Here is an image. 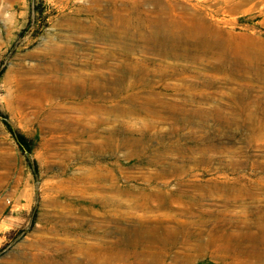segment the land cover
I'll list each match as a JSON object with an SVG mask.
<instances>
[{
    "label": "rangeland",
    "instance_id": "obj_1",
    "mask_svg": "<svg viewBox=\"0 0 264 264\" xmlns=\"http://www.w3.org/2000/svg\"><path fill=\"white\" fill-rule=\"evenodd\" d=\"M0 264H264V0H0Z\"/></svg>",
    "mask_w": 264,
    "mask_h": 264
},
{
    "label": "trees",
    "instance_id": "obj_2",
    "mask_svg": "<svg viewBox=\"0 0 264 264\" xmlns=\"http://www.w3.org/2000/svg\"><path fill=\"white\" fill-rule=\"evenodd\" d=\"M1 121L9 134L13 137L17 145L23 150V152L30 153V151H32V148L23 134L15 129H12L5 119L2 118Z\"/></svg>",
    "mask_w": 264,
    "mask_h": 264
},
{
    "label": "bare ground",
    "instance_id": "obj_3",
    "mask_svg": "<svg viewBox=\"0 0 264 264\" xmlns=\"http://www.w3.org/2000/svg\"><path fill=\"white\" fill-rule=\"evenodd\" d=\"M171 19V18H170ZM168 20V19H167ZM168 21H171V20H168ZM163 22V21H162ZM173 26H174V24H173ZM177 26V25H176ZM191 26V25H190ZM177 28H178V26H177ZM185 28V27H184ZM176 29V28H175ZM188 30V29H187ZM207 30V29H206ZM164 31H162V33H163ZM169 32V31H168ZM174 32V31H173ZM179 32V31H178ZM191 32V31H190ZM172 33V32H171ZM185 33V32H184ZM195 33V32H194ZM169 34V33H168ZM196 36V35H195ZM156 37V36H155ZM250 53V52H249ZM243 57V56H242ZM134 240H135V238H134ZM132 244V243H131ZM120 248V247H119ZM125 248V247H124ZM124 248H123V250H124ZM127 248V247H126ZM122 249V248H121ZM72 260V259H71Z\"/></svg>",
    "mask_w": 264,
    "mask_h": 264
}]
</instances>
